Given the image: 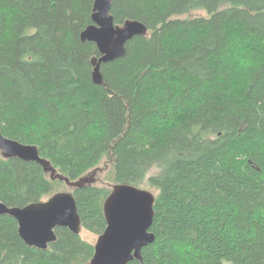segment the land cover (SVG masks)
Returning a JSON list of instances; mask_svg holds the SVG:
<instances>
[{"label": "trees", "instance_id": "1", "mask_svg": "<svg viewBox=\"0 0 264 264\" xmlns=\"http://www.w3.org/2000/svg\"><path fill=\"white\" fill-rule=\"evenodd\" d=\"M94 1L0 0L1 134L71 182L106 161L110 182L155 190V241L128 264H264V0H112L115 25L148 31L101 65V86L100 54L80 40ZM66 187L0 153L7 207ZM71 192L82 229L103 234L111 190ZM55 233L47 250L31 248L1 215L0 264L90 263L92 244Z\"/></svg>", "mask_w": 264, "mask_h": 264}, {"label": "water", "instance_id": "2", "mask_svg": "<svg viewBox=\"0 0 264 264\" xmlns=\"http://www.w3.org/2000/svg\"><path fill=\"white\" fill-rule=\"evenodd\" d=\"M112 0H95L91 25L80 34L81 42L93 43L100 57L92 60V82L103 85L102 64L126 56V45L138 36H146L147 26L137 20L115 25L111 15ZM0 153L5 159L17 158L40 165L52 179L65 182L67 187L83 188L88 182L81 178L71 182L57 175L50 162L40 157L36 146L24 145L4 137L0 132ZM90 186L91 184L88 183ZM155 196L148 190L126 184H116L103 205L106 228L94 245L89 264H128L142 262L141 252L155 241L150 232L154 218ZM12 217L18 225L21 240L31 248L45 251L57 241L55 230L67 229L75 235L82 231L76 200L71 192H59L47 201L25 207H7L0 202V216Z\"/></svg>", "mask_w": 264, "mask_h": 264}, {"label": "rangeland", "instance_id": "3", "mask_svg": "<svg viewBox=\"0 0 264 264\" xmlns=\"http://www.w3.org/2000/svg\"><path fill=\"white\" fill-rule=\"evenodd\" d=\"M191 15L192 16H204L205 14H204V12L197 11V12H193ZM109 164H110L109 162L107 164L106 161H103L102 163H100L98 168H96L95 170H93L92 172H90L89 174L84 176V179L88 180V182L86 184L89 183L92 186L99 187V188H105V189L112 191V187L116 184H114L108 180V172L110 169ZM157 172H158V169L152 167L148 172V176L154 175ZM140 189L148 190L152 194H155V190L147 187V184L143 185V188H140ZM71 190H72V188L66 187V190L64 192H71ZM48 199H46L45 201H47ZM80 236L84 241L92 244L93 246L96 244L97 239L99 237L98 235H94L92 233H89L84 229H82Z\"/></svg>", "mask_w": 264, "mask_h": 264}]
</instances>
